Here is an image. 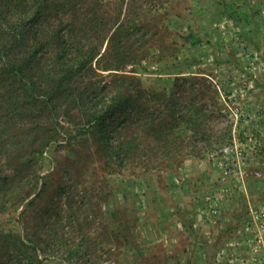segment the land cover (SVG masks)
Instances as JSON below:
<instances>
[{
  "label": "rangeland",
  "instance_id": "1",
  "mask_svg": "<svg viewBox=\"0 0 264 264\" xmlns=\"http://www.w3.org/2000/svg\"><path fill=\"white\" fill-rule=\"evenodd\" d=\"M145 31L122 71L89 77L142 91L156 120L110 135L139 148L110 163L76 115L25 108L0 144V177L16 172L0 185L23 200L0 221L40 264H264V0H184Z\"/></svg>",
  "mask_w": 264,
  "mask_h": 264
},
{
  "label": "trees",
  "instance_id": "2",
  "mask_svg": "<svg viewBox=\"0 0 264 264\" xmlns=\"http://www.w3.org/2000/svg\"><path fill=\"white\" fill-rule=\"evenodd\" d=\"M183 1L119 0V14L110 19L106 11L110 1L105 0H0V144L13 121L27 114L25 108L41 113L50 122L60 113L72 120L74 114L83 128L99 134L107 161L122 166L129 157H120L117 150L124 147L131 152L139 148L138 140L132 137L115 146L110 135L131 123L141 128L149 120L155 121L156 114L149 113L141 90H128L126 75L114 74L105 85L89 77L98 71H122L124 62L130 64L125 61L132 54L129 42H138L157 16ZM175 100L171 93L161 101L173 107ZM174 113L169 114L172 120L167 126L152 122L158 141L162 133L165 141L172 139L168 132L174 130ZM183 124L188 126L186 121ZM16 146L10 142L7 155ZM15 174L12 170V175H3L0 180ZM11 184L6 189L0 185L3 215L12 213L23 200ZM4 227L0 221V264H40L36 249Z\"/></svg>",
  "mask_w": 264,
  "mask_h": 264
},
{
  "label": "built area",
  "instance_id": "3",
  "mask_svg": "<svg viewBox=\"0 0 264 264\" xmlns=\"http://www.w3.org/2000/svg\"><path fill=\"white\" fill-rule=\"evenodd\" d=\"M224 152L226 153V152H227V150L225 149V150H224Z\"/></svg>",
  "mask_w": 264,
  "mask_h": 264
}]
</instances>
